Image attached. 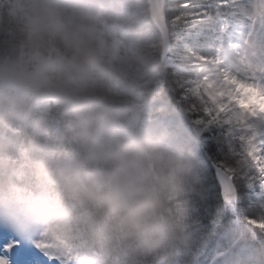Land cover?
Listing matches in <instances>:
<instances>
[{
	"label": "clouds",
	"instance_id": "obj_1",
	"mask_svg": "<svg viewBox=\"0 0 264 264\" xmlns=\"http://www.w3.org/2000/svg\"><path fill=\"white\" fill-rule=\"evenodd\" d=\"M151 5L0 0V233L31 250L28 264H264V110L242 112L224 79L264 97V14L232 16L228 0L222 17L187 24L173 62L174 21L162 2L160 26ZM206 124L227 129V225L197 212L209 200ZM254 133L255 162L240 139Z\"/></svg>",
	"mask_w": 264,
	"mask_h": 264
},
{
	"label": "trees",
	"instance_id": "obj_2",
	"mask_svg": "<svg viewBox=\"0 0 264 264\" xmlns=\"http://www.w3.org/2000/svg\"><path fill=\"white\" fill-rule=\"evenodd\" d=\"M2 2H7V0H2ZM179 3V0H167L166 5L168 7L167 19L170 21H174L173 24H168V28L174 32L172 37V43L177 45L174 51H171L168 55L170 60L175 62L178 57L181 55L183 49L179 47L185 40V31L187 28V24L192 23L194 20L192 19L201 16V12L203 16L206 12H211L214 15H217L216 10L214 9V0H197V6L192 7L189 5L187 8H177L176 4ZM190 9V10H189ZM183 13V14H182ZM221 17L223 15H220ZM202 19V17H200ZM206 90V89H205ZM207 94V91H206ZM215 96V94H213ZM214 99V98H212ZM237 102V101H236ZM243 121V116L241 115V123ZM246 127V126H245ZM227 129L220 124H207L205 125L204 130L201 132V143L200 150L204 159L208 163V175L207 182L205 183V187L209 190V200L205 205L198 206L197 212L200 214V218L202 222H207V218L211 216L212 213H216V215L220 216L221 222L223 225H227L230 221L235 219V214L227 207L228 202H225L220 194L219 186L217 185L214 177V172L211 169L210 162L213 161L217 163L218 151H219V142L220 139H227L225 133ZM244 141L243 146L248 144V141H251L250 144L253 143V137L246 136L240 138ZM226 146V145H225ZM242 146V147H243ZM246 155L253 154L254 155V146L248 147L247 150H243ZM237 155H239L237 153ZM241 157H243L241 155ZM240 157V158H241ZM255 160L254 158L252 159ZM230 174V173H229ZM219 197L221 203L225 205V208L219 212L216 209V200Z\"/></svg>",
	"mask_w": 264,
	"mask_h": 264
},
{
	"label": "rangeland",
	"instance_id": "obj_3",
	"mask_svg": "<svg viewBox=\"0 0 264 264\" xmlns=\"http://www.w3.org/2000/svg\"><path fill=\"white\" fill-rule=\"evenodd\" d=\"M218 3L220 4V1H218ZM238 13L240 15H243L245 17H249L250 16V12H248L246 9H243L241 7H238ZM203 17V13L201 12V16ZM199 16L192 19L191 21L194 20H200ZM246 44L248 45V47H252L255 44V40L253 41H245ZM224 79L228 82L234 85V89L230 90L233 92V95L230 97V99H234L237 101V104L240 106V108L243 111H247L249 113H252L253 108L259 109V110H264V97H262L259 93V89L258 87L252 85L251 83H246L244 80H238L235 77H231L229 78L227 76V74H225ZM212 84L211 82L208 83V85L206 86V90L207 88H211ZM235 93H239V95H235ZM213 94H218L215 92H207V95L209 96L210 99L214 98ZM207 125V124H206ZM247 127V126H246ZM249 137V136H248ZM250 137L254 139L255 134L250 135ZM240 138H243V136H241ZM252 141V140H251ZM251 141H248V144L246 143L245 146H243V150H247L248 147H253L254 146V153L260 151L259 147H258V143L259 141H257V143H251ZM240 155V153H238ZM248 158L251 159H255L253 162H255L257 159H259L260 157H257L253 154H249L247 155ZM244 157H241V159H243ZM42 247H46L49 245L48 241H41L40 242ZM1 264V262H0Z\"/></svg>",
	"mask_w": 264,
	"mask_h": 264
},
{
	"label": "snow or ice",
	"instance_id": "obj_4",
	"mask_svg": "<svg viewBox=\"0 0 264 264\" xmlns=\"http://www.w3.org/2000/svg\"><path fill=\"white\" fill-rule=\"evenodd\" d=\"M13 241H16L14 236L0 233V254L6 253L9 255L12 264H28V261L32 259L31 250L27 249L22 243ZM13 255L15 259H12Z\"/></svg>",
	"mask_w": 264,
	"mask_h": 264
},
{
	"label": "water",
	"instance_id": "obj_5",
	"mask_svg": "<svg viewBox=\"0 0 264 264\" xmlns=\"http://www.w3.org/2000/svg\"><path fill=\"white\" fill-rule=\"evenodd\" d=\"M164 3L165 0H152V5L150 7V13L153 19L160 25H165V18H164V12L161 8V3ZM212 167L215 170V178L220 186L221 189V195L224 198V200H232L235 198L236 193L233 190V186L231 183H229L227 180L221 179L225 175V172H221L218 176V168L216 164H212Z\"/></svg>",
	"mask_w": 264,
	"mask_h": 264
}]
</instances>
